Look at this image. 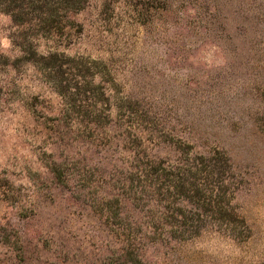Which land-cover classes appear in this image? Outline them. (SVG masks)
Wrapping results in <instances>:
<instances>
[{
    "label": "rangeland",
    "instance_id": "obj_1",
    "mask_svg": "<svg viewBox=\"0 0 264 264\" xmlns=\"http://www.w3.org/2000/svg\"><path fill=\"white\" fill-rule=\"evenodd\" d=\"M0 264H264V0H0Z\"/></svg>",
    "mask_w": 264,
    "mask_h": 264
}]
</instances>
